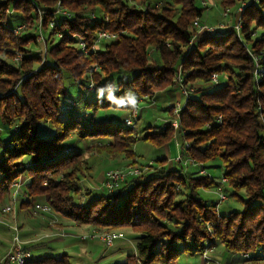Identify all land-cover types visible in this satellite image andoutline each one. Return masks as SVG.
Returning <instances> with one entry per match:
<instances>
[{
    "label": "trees",
    "instance_id": "trees-1",
    "mask_svg": "<svg viewBox=\"0 0 264 264\" xmlns=\"http://www.w3.org/2000/svg\"><path fill=\"white\" fill-rule=\"evenodd\" d=\"M243 1L239 34L235 28L190 31L192 18H205L206 9L199 8L197 0H0V196L26 176L19 191L23 202L32 205V215L35 200L41 198L51 212L79 224L108 232L130 228L139 234L136 253L118 264H179L181 252L202 256L213 242L240 257L249 255L243 258L252 264H263L264 0L221 4L235 8ZM59 4L70 18L58 12ZM14 11L23 15L15 28L7 22ZM235 13L233 9L236 19ZM41 22L44 56L37 47ZM104 30L117 33V38L102 41L86 54L81 42L91 47ZM179 70L191 88L181 104L179 128L168 123L145 138L164 141L176 131L184 140L180 168L168 170L163 163L144 166L147 171L129 177L117 189L104 187L107 193L96 198L88 197L89 190L87 201H77L83 193L81 182L87 171L91 175L93 165L82 159L81 149L67 143L70 135L82 141L113 139L88 148L122 158L134 153L139 137L131 134V126L94 122L86 114L73 116V110L82 106L93 110L110 106L107 100L88 101V94L82 93L63 106L69 93L65 73L89 91L95 90L91 83L99 87L115 81L121 86L117 95L132 88L139 98L148 96L142 102L152 103L159 90L179 88L175 81ZM257 71H262L260 76ZM214 73L219 81L211 84ZM164 83L168 86L162 89ZM62 110L68 118L61 116ZM213 159L224 165L223 192L228 199L231 189L242 210L223 215L221 207L216 211V201L201 196L200 190L226 183L205 170V162ZM135 162L130 165L137 167ZM190 164L202 165L206 174L186 172ZM178 193L184 197L175 200ZM18 199H13V209L23 203ZM0 264L12 263L4 258ZM27 264L71 263L65 257L44 256Z\"/></svg>",
    "mask_w": 264,
    "mask_h": 264
},
{
    "label": "rangeland",
    "instance_id": "rangeland-1",
    "mask_svg": "<svg viewBox=\"0 0 264 264\" xmlns=\"http://www.w3.org/2000/svg\"><path fill=\"white\" fill-rule=\"evenodd\" d=\"M213 1L215 2V7L209 10H205L204 20L206 21V23L214 27H220L222 25V29L225 30L229 28L233 29V25L235 24L236 19L233 15L224 17L223 14L227 9H230V11H232L233 9H237V7L226 8L225 6H222L221 0ZM202 2L203 0H197V6L199 8H203ZM22 19L23 15L16 11L10 12L7 15V22L13 28L18 27L22 23ZM194 20L195 19L193 18L191 19L188 28L190 31L197 32L193 26ZM56 40L57 39H55V41ZM37 47L41 51V55L44 56L47 52L45 42H39ZM234 51H236V49H234ZM151 55L154 60H157L160 63V58L157 54L154 53V51L151 52ZM224 79L225 78L221 76L222 82L224 81ZM65 84L69 90V93L62 99L63 106L67 105L72 100L78 99L81 93L83 95L88 94V101H95L97 99L95 90L89 91L88 89L82 88V86L73 81L72 77L68 73H65ZM167 86L168 84L164 83L161 88L164 89ZM154 90L158 91L157 88ZM151 101L152 105H150L151 103L142 102L141 109L139 110L137 118L133 119V125L131 126L130 132L132 135L139 138L134 146V153H130L126 158H122L121 156L115 154L100 152L101 150L98 149L90 150V148H88V146L91 147L95 144H106L109 141H113V139H88L82 141L77 140L74 134L70 135L69 142L67 141V143L74 145L76 149H81L80 152L82 153V159L87 162V165H93V171L91 175L89 174V171H87L88 177L83 179L81 182L83 193L76 198L77 201H87L85 198V192L87 193L89 190L92 191V194L88 196L90 198H96L106 194L107 192L104 189L102 179L104 178L103 174H105L110 169H126L127 167H130L132 165L133 161H136L137 163L135 162V166L143 171H147V168L150 167V165L159 166L162 163L165 164L168 170L180 168L178 159L181 156L182 144L184 143V140L180 135H176V131L172 133L171 139H167L164 141H161L157 138H145V136L147 133L163 131L166 124L173 123L175 114L173 108L170 107L178 102L184 105L186 103V97L181 93L179 88L168 87L164 90H159L156 93L154 99ZM85 114L88 116L87 120L92 119L94 122L107 121L115 123L117 126L126 128L125 120L128 116L122 111L115 112L112 111L111 108H98L97 110H93L92 108H85L84 106H82L80 108H76L72 112V115L75 117L84 116ZM61 116L63 118L69 117L68 114L63 110L61 112ZM3 136L6 138L5 133H3ZM175 136H177V138H175ZM144 166H147V168H142ZM201 166L202 165L190 164L187 166L186 172L188 171V173H197L201 169ZM203 166L206 168L205 170L207 171V173L214 177L217 182H222V179L224 177V165L220 159L209 160L205 162ZM200 173L202 175H205L202 170H200ZM26 180V176L21 177L20 181L18 182L21 188L24 187L23 185L24 183H26ZM226 185L227 182L223 184L221 183L218 189L200 190V194L204 199L210 201L214 200L217 202L219 199V194L217 192H219L220 189L223 192ZM15 191L16 188H12L10 193H6L5 195L0 196L1 260L7 253H9V251L13 247V227L15 225L19 226V224L16 223V221L13 219V217L17 215V211H24L26 213L28 211V215H32V205L23 202L25 196L23 192L21 193L22 190L19 191V193H17L14 197ZM227 194L228 199L222 204L221 213L223 215H227L232 210H242V202L240 200H237L235 196L231 195V189L227 190ZM240 195L245 197L244 193H240ZM183 197V194L178 193L174 198L175 200H178ZM14 198H19L18 200L20 201L22 200V205L15 202V212L12 211L13 214L12 212L4 213L2 208L7 205L13 206L12 202ZM35 202H43V199L37 198ZM39 216L41 215H32V217ZM98 229V233L105 231L103 230V228L98 227ZM75 232L78 234L79 231ZM118 232L122 234V237L117 239L113 246L108 247L104 243L100 242L99 238H91V233L89 232H80L79 239H73L70 237L64 238L63 236H60V232L48 229L40 232L38 237L35 238L34 242H32L28 247H25L32 252L33 259L55 254L60 255V257L67 258L71 264H118L124 262L128 255L136 253V243L139 236L138 233L134 232L128 227L119 229ZM82 236H87L86 241L89 244L88 248H82L80 241H85L84 239H82ZM214 244L215 243L213 242V246H211V244L208 243V248H212L211 252L209 253L211 257L209 263H207L203 256H191L181 252L178 260L179 264H252L250 260H247L248 258H243L248 257L249 255L243 254V256L240 257L237 254L228 252L223 244L217 243L215 246Z\"/></svg>",
    "mask_w": 264,
    "mask_h": 264
},
{
    "label": "built area",
    "instance_id": "built-area-1",
    "mask_svg": "<svg viewBox=\"0 0 264 264\" xmlns=\"http://www.w3.org/2000/svg\"><path fill=\"white\" fill-rule=\"evenodd\" d=\"M131 3H134L135 0H129ZM255 2H259L260 0H253ZM202 6L206 9L209 10L213 7H215V2L213 0H203L202 2ZM245 6H246V2H241L240 5L237 6L236 9V22L233 25V27L236 29V31L240 34L242 31V21H241V15L242 13L245 11ZM58 12L68 16L69 18L72 16L71 13L63 6H61V4H59V9ZM231 16V11L230 9H227L223 16L224 17H228ZM56 26V23L54 21L50 22V27L54 28ZM193 26L196 29L197 33H215L218 32L222 29V25L220 27H214L212 25H209L206 23V21L202 20L201 18H196L193 21ZM22 28V27H21ZM19 29L16 30V32H18ZM58 35H61L60 33ZM118 34L117 33H113L110 32L108 30H104L98 33V37L95 41V43L88 48V46L82 41L81 42V46L83 51L87 54L89 52L95 51L100 43L104 40H108L111 38H117ZM37 40L40 42H44V33L42 30V22L40 23V31L38 33L37 36ZM189 49V48H188ZM94 70H97V67L94 66L93 67ZM262 71H257L256 74L258 76L261 75ZM175 81L178 83L179 85V90L181 91V93L185 96H188L191 88L189 89L186 84L184 83V78L182 75V71L179 70V72L177 73L176 77H175ZM219 81V76L217 74H213L210 80L211 84L214 83H218ZM92 85V83H91ZM90 85V86H91ZM148 98V96L142 97L139 99V110L141 109V103L142 101H144V99ZM152 105V103L150 104ZM170 108H173L174 113H175V118H174V122L172 123L173 128L178 129L179 128V112L181 110V104L178 102L174 105H172ZM139 110L131 117L132 118V123L129 125L126 123L127 126H132L133 125V119L137 117V115L139 114ZM221 117V116H220ZM128 118V117H127ZM126 118V119H127ZM179 145V144H178ZM182 157L180 156L178 161H181ZM145 170V169H144ZM144 171L141 170L138 167H127L126 169H110L105 173L104 176V181H103V185L104 187L109 190V191H113L115 189H117L122 183H124L129 177L131 176H139L143 173ZM202 172H205V170L203 169ZM227 179L225 177H223L222 182H226ZM16 187V191L14 192V197L17 194V192L19 191L20 185L19 183L15 184ZM219 194V199L217 201L216 204V211L218 212L221 205L227 200V196L224 192H222V190L220 189L219 192H217ZM16 198H14L15 200ZM4 213H11L13 210V206L12 205H7L5 207L2 208ZM34 214L38 215V214H47L51 212V207L49 204L47 203H37L35 205L34 208ZM210 226V230H212L211 224H209ZM14 230V239L12 242V249L9 251V253L7 254L6 258L9 259V261L12 264H27L30 260L33 259V255L32 252L30 250H28L25 247V242L23 241L22 237H21V233H20V228L19 226L15 225L13 227ZM91 238H99L106 246L111 247L114 245L115 241L119 238L122 237V234L118 231H103V232H94L90 235ZM83 238H87V236H83ZM212 248H207L205 250V252L203 253V258L207 261V263H209V260L211 259L209 253L211 252ZM247 256V255H246Z\"/></svg>",
    "mask_w": 264,
    "mask_h": 264
},
{
    "label": "crops",
    "instance_id": "crops-1",
    "mask_svg": "<svg viewBox=\"0 0 264 264\" xmlns=\"http://www.w3.org/2000/svg\"><path fill=\"white\" fill-rule=\"evenodd\" d=\"M104 176L105 174H103V177ZM102 179L104 181V178ZM13 211L15 212V209H13ZM0 219H1V216H0ZM13 219L20 226V232H21L22 239L25 242L26 247H28L32 242H34L35 238L38 237L40 232L48 230V229H51L52 231L60 232L61 234L60 236H63L64 238L70 237L73 239H79L80 232L82 233L89 232L91 234L94 232H99L97 231L99 230L98 227L92 226L90 224H79L77 222L72 221L71 219L63 218L54 212L41 215L39 217H32V215H28V211L27 213L24 211H17V215L14 216ZM75 231H79L78 234ZM82 239H84L83 236H82ZM84 240L85 241H80L81 242L80 244L82 248H88L89 244L87 243L86 238ZM99 241L102 242L100 239ZM7 254L4 256V258H6ZM50 256L54 258L60 257V255H55V254L54 255L51 254Z\"/></svg>",
    "mask_w": 264,
    "mask_h": 264
},
{
    "label": "clouds",
    "instance_id": "clouds-1",
    "mask_svg": "<svg viewBox=\"0 0 264 264\" xmlns=\"http://www.w3.org/2000/svg\"><path fill=\"white\" fill-rule=\"evenodd\" d=\"M91 87L95 88L96 98L99 103L108 101L112 111L124 112L128 118L125 123H132V116L139 110V95L132 88H128L122 92L121 95H117L121 92V86L115 81H107L106 83L96 87L93 83Z\"/></svg>",
    "mask_w": 264,
    "mask_h": 264
}]
</instances>
